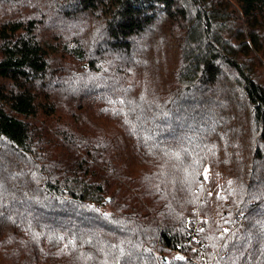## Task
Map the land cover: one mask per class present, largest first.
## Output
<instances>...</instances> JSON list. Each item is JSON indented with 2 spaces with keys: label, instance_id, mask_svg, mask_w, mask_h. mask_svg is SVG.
Segmentation results:
<instances>
[{
  "label": "trees",
  "instance_id": "1",
  "mask_svg": "<svg viewBox=\"0 0 264 264\" xmlns=\"http://www.w3.org/2000/svg\"><path fill=\"white\" fill-rule=\"evenodd\" d=\"M0 264H264V0H0Z\"/></svg>",
  "mask_w": 264,
  "mask_h": 264
},
{
  "label": "built area",
  "instance_id": "2",
  "mask_svg": "<svg viewBox=\"0 0 264 264\" xmlns=\"http://www.w3.org/2000/svg\"><path fill=\"white\" fill-rule=\"evenodd\" d=\"M199 218H201V217H199ZM201 228V225H198V229H200ZM204 246L202 245V248H203Z\"/></svg>",
  "mask_w": 264,
  "mask_h": 264
}]
</instances>
